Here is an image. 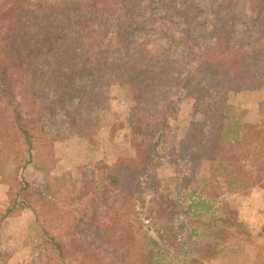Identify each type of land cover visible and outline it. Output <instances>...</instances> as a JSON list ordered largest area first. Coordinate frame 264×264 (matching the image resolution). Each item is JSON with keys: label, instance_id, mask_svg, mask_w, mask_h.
Returning a JSON list of instances; mask_svg holds the SVG:
<instances>
[{"label": "trees", "instance_id": "trees-1", "mask_svg": "<svg viewBox=\"0 0 264 264\" xmlns=\"http://www.w3.org/2000/svg\"><path fill=\"white\" fill-rule=\"evenodd\" d=\"M249 3L251 15L241 31L236 0L216 2L210 30L201 19L200 0H0V141L11 140L17 164L25 165L27 158V163L37 165L43 142L41 120L60 110L70 128L79 129L77 135L86 131L91 136L98 125L96 112L117 83L129 87L135 103L136 118L131 123L135 158L127 160L128 168L134 163L143 167L158 154L163 133L150 134L149 123L144 130L142 124L158 108L165 123L173 104L169 98L177 100L183 92L194 100L209 151L215 142L216 152L226 156L232 173L240 169L237 163L247 159L264 172L263 109L259 107L255 116L259 121L250 124L240 121L242 117L237 118L227 104L230 93L256 88L252 79L264 74V0ZM140 35L143 40L137 43ZM156 39L162 44L154 49L150 45ZM191 137L194 140V134ZM47 163H41L42 169L50 166ZM24 182L17 181L16 194L9 193L20 201L11 199L1 218L17 208L45 212L77 236L69 242L73 256L65 251L61 236L48 238L60 263L101 264L80 224L86 212L75 219L72 211L60 207L62 199L71 198L67 206L74 201L65 195L63 179L46 181L38 191ZM129 203L124 196L120 205H128L132 212ZM115 204H110L106 219L93 227L87 240L102 233L100 248L115 249L118 242L129 251L135 238L127 214L117 216ZM122 255L123 260L129 257L128 252ZM259 261L257 255L256 264Z\"/></svg>", "mask_w": 264, "mask_h": 264}, {"label": "rangeland", "instance_id": "rangeland-1", "mask_svg": "<svg viewBox=\"0 0 264 264\" xmlns=\"http://www.w3.org/2000/svg\"><path fill=\"white\" fill-rule=\"evenodd\" d=\"M217 1L200 0L207 30L214 23ZM235 10L242 17L237 29L244 31L251 15L249 0H236ZM142 40V35L136 38L137 43ZM161 44L156 39L150 47ZM252 81L256 88L230 93L227 104L237 118L242 117L240 121L255 124L258 108L264 112V74ZM181 93L177 100L169 98L173 104L165 123L160 120L161 108L149 112V120L143 122V130L149 123L148 133H163L158 154L143 167L138 163L132 169L127 167V160L135 158L131 146L135 103L129 87L117 83L111 85L108 101L96 112L98 125L91 136L86 131L77 135L79 129L70 128L60 110L41 120L43 142L38 147L37 165L27 163V158L25 165L17 164L11 140L0 141V264H62L48 241L50 236H61L65 251L74 255L69 242L77 236L45 212L17 208L1 218L11 199L20 201L12 196L17 181L28 182L38 191L57 177L66 185L65 195L74 199L70 206L66 203L71 198L62 199L60 207L72 211L75 219L86 212L80 224L87 237L106 219L114 201L117 216L127 214L130 235L135 238L129 251L118 242L115 249L100 248L102 233L96 240L86 237L90 251L99 253L101 264H256L257 255L259 264H264V172H258L247 159L237 163L240 169L232 173L226 156L216 152L215 142L208 150L194 100ZM137 137L141 139V135ZM202 148L205 152L199 150ZM43 161L50 166L42 169ZM124 196L130 198L132 212L128 205L121 208ZM123 252L129 253L124 260L120 258ZM70 264L81 263L73 260Z\"/></svg>", "mask_w": 264, "mask_h": 264}]
</instances>
